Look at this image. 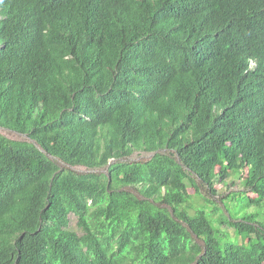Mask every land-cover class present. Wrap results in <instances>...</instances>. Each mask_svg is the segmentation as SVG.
Returning a JSON list of instances; mask_svg holds the SVG:
<instances>
[{
    "label": "trees",
    "instance_id": "1",
    "mask_svg": "<svg viewBox=\"0 0 264 264\" xmlns=\"http://www.w3.org/2000/svg\"><path fill=\"white\" fill-rule=\"evenodd\" d=\"M0 126V264H264V0H0Z\"/></svg>",
    "mask_w": 264,
    "mask_h": 264
},
{
    "label": "rangeland",
    "instance_id": "2",
    "mask_svg": "<svg viewBox=\"0 0 264 264\" xmlns=\"http://www.w3.org/2000/svg\"><path fill=\"white\" fill-rule=\"evenodd\" d=\"M0 134L10 138V139H15V140H26L28 139L26 135H23L17 131L5 128L0 126ZM151 156V153H147V152H135L131 157H129V160H143V159H148ZM57 163L62 166V167H66V168H70L76 172H98V171H106L103 168H98V169H91V168H87L85 166H70L66 163H64L63 161L56 159ZM219 190H226L227 188L222 186V185H218L217 186ZM131 189V188H129ZM233 189H238L237 187H234ZM134 190V189H131ZM72 221L71 224H75L76 222V218L75 216L72 215L71 217Z\"/></svg>",
    "mask_w": 264,
    "mask_h": 264
},
{
    "label": "clouds",
    "instance_id": "3",
    "mask_svg": "<svg viewBox=\"0 0 264 264\" xmlns=\"http://www.w3.org/2000/svg\"><path fill=\"white\" fill-rule=\"evenodd\" d=\"M254 64V62H252V65Z\"/></svg>",
    "mask_w": 264,
    "mask_h": 264
}]
</instances>
